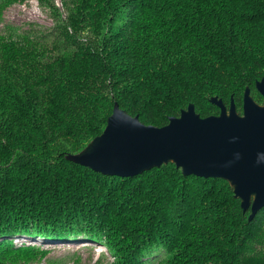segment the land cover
Returning a JSON list of instances; mask_svg holds the SVG:
<instances>
[{"label": "trees", "instance_id": "trees-1", "mask_svg": "<svg viewBox=\"0 0 264 264\" xmlns=\"http://www.w3.org/2000/svg\"><path fill=\"white\" fill-rule=\"evenodd\" d=\"M29 1L0 0V264H81L47 259L50 241H107L110 264H264V209L249 222L224 180L65 159L115 104L161 128L190 104L219 115L212 97L241 114L246 88L263 103L264 0H36L51 27L4 21ZM110 181L141 187L116 205Z\"/></svg>", "mask_w": 264, "mask_h": 264}, {"label": "water", "instance_id": "water-1", "mask_svg": "<svg viewBox=\"0 0 264 264\" xmlns=\"http://www.w3.org/2000/svg\"><path fill=\"white\" fill-rule=\"evenodd\" d=\"M263 99L256 103L246 88L242 112L231 100L220 113L201 118L188 105L161 128L144 125L114 105L101 135L65 159L107 177L131 178L173 164L182 176L222 179L232 189L248 221L264 209V80L255 84Z\"/></svg>", "mask_w": 264, "mask_h": 264}, {"label": "rangeland", "instance_id": "rangeland-1", "mask_svg": "<svg viewBox=\"0 0 264 264\" xmlns=\"http://www.w3.org/2000/svg\"><path fill=\"white\" fill-rule=\"evenodd\" d=\"M56 5H60V0H55ZM4 21L11 26H23L25 24H35L43 28L52 26V22L46 11L42 10L36 0H30L26 5H14L4 13ZM1 27V26H0ZM262 104V103H261ZM111 185L119 187V191H114L113 201L116 205L127 202L124 195L131 194L139 190L141 182L119 183L110 181ZM146 191V190H145ZM143 203H149L144 201ZM22 241V240H20ZM42 248L47 250L49 254L47 259L51 261L63 262L68 257L79 256L81 264H110L115 262L116 248H113L107 241L101 243L100 246L90 243H67V242H52L43 243ZM40 264H46L42 261Z\"/></svg>", "mask_w": 264, "mask_h": 264}]
</instances>
